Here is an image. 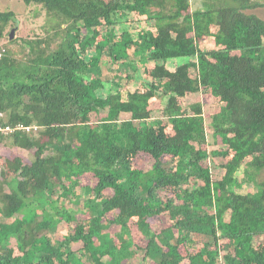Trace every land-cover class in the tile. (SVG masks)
<instances>
[{"label": "trees", "instance_id": "trees-1", "mask_svg": "<svg viewBox=\"0 0 264 264\" xmlns=\"http://www.w3.org/2000/svg\"><path fill=\"white\" fill-rule=\"evenodd\" d=\"M23 1L51 33L18 61L0 11V264H264V3Z\"/></svg>", "mask_w": 264, "mask_h": 264}, {"label": "rangeland", "instance_id": "rangeland-1", "mask_svg": "<svg viewBox=\"0 0 264 264\" xmlns=\"http://www.w3.org/2000/svg\"><path fill=\"white\" fill-rule=\"evenodd\" d=\"M257 1V0H255ZM264 3V0H260ZM191 11L199 9H212V10H219L222 7L226 6L228 3L232 4H238L235 0H189ZM170 6V3H169ZM163 11V7H160ZM169 9V8H168ZM249 12L254 13L261 18L264 19V5L261 7H257L256 9H248ZM0 11H13L15 13V21H11L8 25L6 31L12 30L15 28V35L12 38V40L8 37V35L4 36V46L8 49V54H12L13 57H16L18 61H21L22 56H24L23 52H21V44L19 42L13 41L16 36L17 39L20 42H23V37L26 39H39L46 37L50 31L51 27V19L47 15V11L41 7V5L36 4H27L23 0H0ZM51 20V21H50ZM215 28V27H213ZM22 39V40H20ZM54 40L52 41V44L55 45L59 42L60 38L54 37ZM14 51V52H13ZM16 61V60H15ZM151 124V122H150ZM177 132H174L170 126L165 127V130L163 129L160 131L159 134L156 135V138H159L158 141H161L162 139L165 140L169 136H172L176 134ZM33 136L39 137L40 133L38 131L32 133ZM2 153H4L5 159H13L16 153H18L17 148H4L2 150ZM48 152L47 154H49ZM147 158L144 159V161L139 162L140 166L143 168H151L154 163V158L151 155L146 154ZM36 155H30V159H34ZM168 157V156H167ZM165 156L164 158L167 159ZM163 158V159H164ZM4 158L0 159V179H6L9 181L12 176H14L15 171L8 166L6 160ZM136 162V161H135ZM176 168L172 170V172H176ZM2 171V172H1ZM7 173H10L9 175ZM164 179V178H162ZM254 191V189H252ZM160 193H169L168 190L164 189L160 191ZM8 214V213H7ZM6 218L8 216H5Z\"/></svg>", "mask_w": 264, "mask_h": 264}, {"label": "built area", "instance_id": "built-area-1", "mask_svg": "<svg viewBox=\"0 0 264 264\" xmlns=\"http://www.w3.org/2000/svg\"><path fill=\"white\" fill-rule=\"evenodd\" d=\"M5 52V48H3L1 50L0 48V56H2ZM18 128H24L23 125H19L18 127H16V129ZM29 129V128H27ZM15 130V128L11 127V126H6V127H0V132L1 133H12Z\"/></svg>", "mask_w": 264, "mask_h": 264}, {"label": "water", "instance_id": "water-1", "mask_svg": "<svg viewBox=\"0 0 264 264\" xmlns=\"http://www.w3.org/2000/svg\"><path fill=\"white\" fill-rule=\"evenodd\" d=\"M11 38H13L14 37V35H15V30L13 29L12 31H11Z\"/></svg>", "mask_w": 264, "mask_h": 264}, {"label": "clouds", "instance_id": "clouds-1", "mask_svg": "<svg viewBox=\"0 0 264 264\" xmlns=\"http://www.w3.org/2000/svg\"><path fill=\"white\" fill-rule=\"evenodd\" d=\"M29 129H30V128H29ZM29 129H28V130H29Z\"/></svg>", "mask_w": 264, "mask_h": 264}]
</instances>
